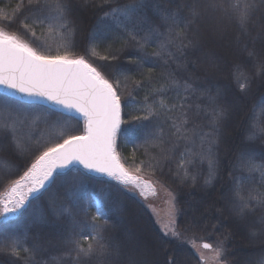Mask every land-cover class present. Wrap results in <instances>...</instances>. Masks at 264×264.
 <instances>
[{"label": "trees", "instance_id": "obj_1", "mask_svg": "<svg viewBox=\"0 0 264 264\" xmlns=\"http://www.w3.org/2000/svg\"><path fill=\"white\" fill-rule=\"evenodd\" d=\"M47 2L55 3V0ZM70 2L69 50L74 56L90 60L110 81H121L117 88L123 106V124L117 143L119 155L132 170L140 167L141 172L154 176L174 191L176 227L181 238L165 235L152 212L111 177L93 174L78 166L79 173L69 172L57 178L38 198L32 197L18 216L0 222V264H76L71 241L80 240L86 246L89 241L81 237L89 233L95 239L91 216L98 199L107 205L106 222L99 221L100 234L104 243L118 248L120 253L112 264H129L130 261L135 264H201L198 254L187 242L193 239L215 246L221 243L222 258L228 264H254L264 253V230L259 223L264 209L240 213L236 193L238 189L243 196L252 189L264 192V176L250 171L242 160V154L247 153L257 164L264 163V138H248L254 112L257 120L264 121V110L256 107L264 98V70L261 69L264 11L257 13L245 32L230 13L209 8V0H144L147 7L137 11L136 27L128 30L137 34V40L144 45L140 47L128 38V32L120 28L111 15H106L109 5L132 4L138 0ZM26 5L27 0H0V24L20 33L34 47L49 44L54 53L60 38L49 35L46 25L32 23L34 13L28 12ZM191 7L200 9V14L194 16ZM21 12L28 17L25 22L36 32L35 37L21 26ZM3 16L16 19L9 26ZM170 17L175 18V23ZM149 28L155 31L148 42H144L142 37ZM162 43L167 44L171 57L152 55L160 51ZM104 56L108 59H101ZM170 75L181 82L187 80L191 88L188 91L180 88L179 92L169 88L158 96L153 89L164 84ZM125 76L129 78L127 81ZM241 83L247 85L244 90L240 88ZM159 99L169 107L185 104L187 128L197 134H210L215 140L211 155L205 151L203 158L197 156L187 176L182 172L177 174L179 153L185 147L200 153L201 141L197 140L195 145L179 141L176 152L172 153L169 149L175 137L170 136L171 120L164 116L136 119L146 114V104H154ZM218 108L225 111V116L217 125L213 122V109ZM168 115L173 119L179 116V108ZM20 120H24V124L16 126L22 128V150L17 149L15 141L2 130L5 122L12 126ZM57 121L67 125L66 131L83 134L85 121L80 116L0 93V191L28 170L48 141L56 139L61 127ZM160 128L165 143H144L145 131ZM188 135L193 136V132L189 131ZM208 147L205 143L204 148ZM209 160L214 162L210 181ZM149 163L153 165L151 169ZM73 177H78L82 185L84 199L80 203L67 194ZM59 205L68 211L61 215ZM253 232L257 235L253 236ZM13 240L18 242L19 255L10 250Z\"/></svg>", "mask_w": 264, "mask_h": 264}, {"label": "snow or ice", "instance_id": "obj_2", "mask_svg": "<svg viewBox=\"0 0 264 264\" xmlns=\"http://www.w3.org/2000/svg\"><path fill=\"white\" fill-rule=\"evenodd\" d=\"M145 7L147 4L144 3V0H138L137 3L132 4L109 5V10L106 12V15H111L113 21L120 28L128 32V38L140 47L144 45L137 40V34L128 30L136 27L137 11ZM208 7L225 14L230 13L241 29L246 32L257 13L264 11V0H233L232 3H228V0H209ZM26 10L34 13L31 17L32 23L46 25L49 35L55 34L60 38V42L53 53L52 47L47 43H42L40 48L33 47L21 35L0 27V87L11 89L27 97L46 99L54 105L60 106L69 114L78 113L82 115L85 126L83 134L77 135L66 131L67 125L61 121L56 122L61 125L56 139L47 142V146L43 148L28 171L13 181L5 196H0V216L7 217L9 214L26 209L30 197L38 198L41 190L69 172L79 173L80 167L78 166H82L88 171L105 174L125 186L131 185L140 189L141 192L151 189L155 194L151 182L143 180L139 175L132 174L121 162V157L116 150L117 135L122 123L121 96L117 92L121 81L119 79L110 81L82 56L75 57L69 50L68 37L72 34L69 22V17L72 14L70 0L69 2L55 0V3H48L47 0H27ZM190 10L194 16L200 14V9L196 7H191ZM19 15L21 16V26L29 30L31 36L35 37L36 32L32 31L29 24L25 22L28 17L24 12ZM170 18L175 23V18ZM15 19V16L12 20L3 16V20L9 26ZM154 31V28H149L142 40L148 42V37ZM159 47L160 51L153 52V56H172V53L167 50V44L162 43ZM92 54H96L94 49ZM101 59L106 60L108 57L104 56ZM261 69L264 70V64H261ZM148 71L151 73L152 69L149 68ZM124 79L127 81L129 78L125 76ZM246 87V84H240L241 90ZM169 88L177 92L180 88L188 91L191 85L187 80L181 82L174 75H170L164 84L153 91L158 96H162ZM147 99L145 97V100ZM213 103H215L214 100ZM7 107L5 104V108ZM177 107L180 110V115L173 119L168 113L174 112ZM187 107L191 108L192 106L188 105ZM256 107L264 110V98L258 101ZM145 112L143 117H136V119L150 120L154 116H164L172 121L170 136L175 137V142L169 149L172 153L176 152L179 141H188L192 145H195L197 140L201 141L200 153H195L192 147H185L184 151L179 153L178 175L181 172L185 176L189 175V167L196 163L197 156L203 158L205 151L209 156L211 155V145L215 143V140L210 134L203 132L197 134L194 129L187 128L189 119L187 111H185V104L169 107L163 99H159L154 104H146ZM224 116L225 111L222 108L213 109L215 124L218 125ZM17 123L23 125L24 120L14 122L12 126L5 122L2 130L15 141V147L22 150V128L17 127ZM189 131L193 132V136L188 135ZM142 138L146 144L165 143L162 128L159 131H145ZM248 138H264V121L257 120L255 112ZM205 143L209 144L207 149L204 148ZM242 160L250 171L260 172L264 176V163L257 164L255 159L247 153L242 154ZM148 167L151 169L153 165L149 163ZM213 168L214 162L209 160V181ZM135 171L139 173L140 167H136ZM67 194L76 203L83 201L84 193L78 177H73L69 181ZM236 195L239 200L237 208L240 213L243 214L246 210L254 212L257 208L264 209V192L252 189L247 196H243L238 189ZM88 207L90 208L91 205ZM106 207L107 205L100 199L95 202V213L91 216V221L94 222L92 228L96 233L95 239L89 233L81 237L83 240L89 241L86 246L82 245L80 240L71 241L73 245L71 252L75 253L76 264H112L113 259L119 256V249L104 243V237L100 234L99 221L105 220L106 222ZM58 208L61 215L68 211L63 205H59ZM259 223L261 230H264V217H261ZM163 227L165 235H171L175 239L181 238V233L175 224L174 204L169 222ZM255 235L257 233L253 232V236ZM187 242L197 250L201 264H225L222 259L224 249L221 243L218 242L216 247L212 243H202V248L212 253L209 258L204 255L203 251H200L201 245H197L194 239ZM20 247L22 248V245ZM7 250L8 246L5 248V251ZM10 250L13 254L19 255L17 241H12ZM24 251L28 250L24 249ZM129 264H135V261H130ZM254 264H264V253L255 259Z\"/></svg>", "mask_w": 264, "mask_h": 264}, {"label": "rangeland", "instance_id": "obj_3", "mask_svg": "<svg viewBox=\"0 0 264 264\" xmlns=\"http://www.w3.org/2000/svg\"><path fill=\"white\" fill-rule=\"evenodd\" d=\"M0 27L4 28L7 31H11V32H15L12 31L8 28H6L5 26L0 24ZM17 33V32H16ZM18 35H21L20 33H17ZM24 38V37H23ZM25 39V38H24ZM26 40V39H25ZM30 43V42H29ZM34 47V46H33ZM75 57H81V56H75ZM85 60H87L90 64H92L94 67H96L98 69V71H100L104 76L105 74L95 65L93 64L90 60H88L86 57L82 56ZM107 78V76H105ZM82 118V117H81ZM83 119V118H82ZM84 120V119H83ZM35 162V161H34ZM33 162V163H34ZM31 167V166H30ZM29 167V168H30ZM28 168V169H29ZM127 169L134 175H139L142 177L143 180L146 181H150L152 187L155 190V194L153 193V191L151 189H145L144 192H141L140 189H137L131 185L129 186H125L121 183H119L118 181L114 180L115 182L119 183L120 185H122L127 191H129L130 193H132L133 195H135L154 215L157 223L160 225L161 229L165 232L164 230V225L166 223L169 222L170 219V212L172 211V205H175V224L177 223V204H176V195L174 193V191L168 187L167 185H165L163 182L159 181L157 178H155L154 176L147 174V173H143V172H139L137 173L135 170H132L131 168L127 167ZM28 171V170H27ZM26 172V171H25ZM24 172V173H25ZM24 173L21 175L23 176ZM20 176V177H21ZM19 177V178H20ZM106 177V176H105ZM17 178V179H19ZM15 179V180H17ZM112 179V178H111ZM13 180V181H15ZM13 181L9 182L1 191H0V196H5L7 194V192L9 191ZM43 190H41L42 192ZM32 197L29 198V200ZM23 211V209L17 213L14 214H9L7 215V217L4 216H0V222L4 221V220H8L11 218H14L15 216H18L21 212ZM197 245H201L200 251L204 252V255L206 257H211L212 253L209 250H205L202 248V241H195ZM214 247H216L215 245H213ZM195 252L197 253V250L194 248ZM198 254V253H197ZM223 259V258H222ZM224 260V259H223ZM225 261V260H224ZM225 264H228L227 261H225Z\"/></svg>", "mask_w": 264, "mask_h": 264}, {"label": "water", "instance_id": "obj_4", "mask_svg": "<svg viewBox=\"0 0 264 264\" xmlns=\"http://www.w3.org/2000/svg\"><path fill=\"white\" fill-rule=\"evenodd\" d=\"M0 93H4V94H7V95H10V96H13L15 98H18L22 101H27V102H39V103H44L46 105H49V106H52V107H55L57 109H60V110H63V111H66L64 110L63 108H61L60 106L58 105H54L52 102L50 101H47L46 99H43V98H38V97H27L25 96L24 94H21V93H17L11 89H6V88H3V87H0ZM121 106H122V102H121ZM67 112V111H66ZM72 114L74 115H77V116H80L82 117V115L78 114V113H75L73 112ZM83 118V117H82ZM121 118H122V123H121V126H120V130L118 132V135H117V140H116V150L118 152V149H117V143H118V139H119V134H120V131L122 129V124H123V106H122V111H121ZM119 154V152H118ZM121 157V156H120ZM121 162L125 165V163L123 162L122 158H121ZM82 167V166H81ZM125 167L127 168L128 166L125 165ZM88 171V170H87ZM90 173H93V174H97V175H103V176H107L105 174H102V173H97V172H94V171H89ZM109 177V176H107ZM207 242V241H205ZM209 243V242H208Z\"/></svg>", "mask_w": 264, "mask_h": 264}]
</instances>
